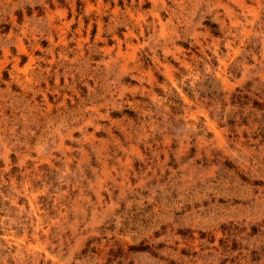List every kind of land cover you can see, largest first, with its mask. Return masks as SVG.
<instances>
[{
	"label": "rangeland",
	"instance_id": "rangeland-1",
	"mask_svg": "<svg viewBox=\"0 0 264 264\" xmlns=\"http://www.w3.org/2000/svg\"><path fill=\"white\" fill-rule=\"evenodd\" d=\"M0 264H264V0H0Z\"/></svg>",
	"mask_w": 264,
	"mask_h": 264
}]
</instances>
